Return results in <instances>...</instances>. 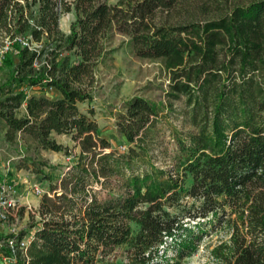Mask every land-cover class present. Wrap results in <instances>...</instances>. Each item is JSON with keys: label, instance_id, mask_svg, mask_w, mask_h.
<instances>
[{"label": "trees", "instance_id": "1", "mask_svg": "<svg viewBox=\"0 0 264 264\" xmlns=\"http://www.w3.org/2000/svg\"><path fill=\"white\" fill-rule=\"evenodd\" d=\"M179 1L0 0V47L9 43L1 62L17 57L0 85L1 147L22 140L26 149L66 152L54 138L65 134L79 148L52 195H41L27 263L16 264H114L120 245L125 264H179L220 229L229 238L210 250L213 264H264V0L198 22L158 17ZM73 9L64 35L58 19ZM112 31L169 69L166 113L141 95L124 101L115 123L123 151L101 135L93 107L78 106L91 103ZM170 112L179 121L171 151L155 137ZM156 150L168 165L156 163ZM168 251L173 260H159Z\"/></svg>", "mask_w": 264, "mask_h": 264}, {"label": "rangeland", "instance_id": "2", "mask_svg": "<svg viewBox=\"0 0 264 264\" xmlns=\"http://www.w3.org/2000/svg\"><path fill=\"white\" fill-rule=\"evenodd\" d=\"M72 2L73 0H65ZM115 3L118 0H97ZM246 0H181L168 13H160L158 17L167 20L170 23L182 24L187 22H198L213 17H219L228 12L235 4L244 3ZM74 9L68 13L62 14L58 19L60 30L67 35L70 32V23L75 19ZM24 38V41H27ZM107 46L109 54L105 56L96 66L88 91L91 93V103H79V109L85 111L87 107H93L94 117L97 121L101 135L109 140L111 147L123 151L126 147L125 138L116 130V120L118 113L123 112V103L131 96L141 95L146 99L155 102L158 107L166 113V106L169 100L166 98V92L169 90V69L165 67L162 58H144L135 54L129 38L115 31L109 33ZM31 46L38 47L37 43L32 42ZM11 63L0 62V85L6 83L12 74L13 66L17 62L14 52L10 54ZM25 92L30 94H46L48 97H54L52 89L41 90L36 87L24 88ZM172 110L178 112L181 104L179 101H171ZM24 113V105L16 110L18 116ZM170 120L164 118L159 120L157 125V141H163L171 151V124L179 128V121L175 119L174 113L170 112ZM2 124H0V138L2 135ZM55 140L66 146V152H53L51 150L26 149L22 140H18L13 149H6L0 145V186L6 181H17L18 191L22 202H28L31 209L20 208L17 213V227L21 231L29 232L33 225L40 222L41 215L37 211V200L41 196H36L32 183L43 191L52 192L50 188L53 184H58V178L66 170V167L73 161L78 154L79 148L73 146L71 138L65 134L54 135ZM156 163L164 166L168 165L170 160L158 150L155 151ZM27 160L22 162L21 158ZM19 164V165H18ZM40 171V172H39ZM103 196V195H101ZM6 225L0 224L1 234L7 232ZM229 238L224 229L207 233L197 244V249L190 257L179 261V264H213L215 261L211 256L210 250L219 245L222 241ZM125 246H116L112 251L111 260L114 264H125L127 262L125 255ZM161 255L159 260H173L172 251ZM164 262V261H163Z\"/></svg>", "mask_w": 264, "mask_h": 264}, {"label": "built area", "instance_id": "3", "mask_svg": "<svg viewBox=\"0 0 264 264\" xmlns=\"http://www.w3.org/2000/svg\"><path fill=\"white\" fill-rule=\"evenodd\" d=\"M23 45L28 42L21 40ZM9 43L0 47V62L2 54L8 49ZM17 181H6L0 186V224H5L6 233L0 232V264H16L19 259L27 263V248L33 239L34 227L31 231L21 234L20 227H17V213L20 208L31 209L28 202H22L18 191ZM36 196L42 194L50 195L47 191L40 189L36 183L30 186Z\"/></svg>", "mask_w": 264, "mask_h": 264}, {"label": "crops", "instance_id": "4", "mask_svg": "<svg viewBox=\"0 0 264 264\" xmlns=\"http://www.w3.org/2000/svg\"><path fill=\"white\" fill-rule=\"evenodd\" d=\"M54 135H58V134H54ZM39 203V200H37V204Z\"/></svg>", "mask_w": 264, "mask_h": 264}]
</instances>
